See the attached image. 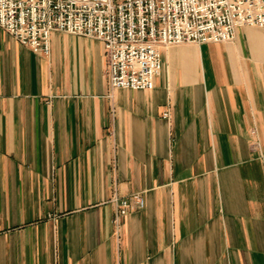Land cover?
Returning <instances> with one entry per match:
<instances>
[{
	"label": "crops",
	"instance_id": "crops-1",
	"mask_svg": "<svg viewBox=\"0 0 264 264\" xmlns=\"http://www.w3.org/2000/svg\"><path fill=\"white\" fill-rule=\"evenodd\" d=\"M160 54L110 91L100 42L0 29V264H264V28Z\"/></svg>",
	"mask_w": 264,
	"mask_h": 264
},
{
	"label": "built area",
	"instance_id": "built-area-1",
	"mask_svg": "<svg viewBox=\"0 0 264 264\" xmlns=\"http://www.w3.org/2000/svg\"><path fill=\"white\" fill-rule=\"evenodd\" d=\"M240 27L264 28V0H0V29L33 53L54 32L100 42L110 91L152 90L162 48L229 42ZM144 205L133 194L118 213Z\"/></svg>",
	"mask_w": 264,
	"mask_h": 264
}]
</instances>
